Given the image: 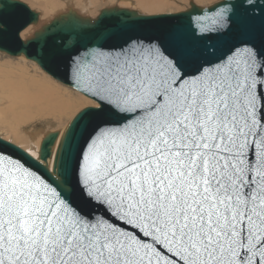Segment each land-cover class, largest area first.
Returning a JSON list of instances; mask_svg holds the SVG:
<instances>
[{
  "label": "snow or ice",
  "instance_id": "1",
  "mask_svg": "<svg viewBox=\"0 0 264 264\" xmlns=\"http://www.w3.org/2000/svg\"><path fill=\"white\" fill-rule=\"evenodd\" d=\"M113 38L34 57L94 106L50 163L0 150V264H264V0Z\"/></svg>",
  "mask_w": 264,
  "mask_h": 264
},
{
  "label": "water",
  "instance_id": "2",
  "mask_svg": "<svg viewBox=\"0 0 264 264\" xmlns=\"http://www.w3.org/2000/svg\"><path fill=\"white\" fill-rule=\"evenodd\" d=\"M15 2L16 0H3V4L7 6L4 18L9 30L3 37H0V54L10 58H24L34 63L47 76L89 100L90 98L73 86L68 79L62 59L55 62L46 61V69L37 62L34 58L35 55L42 48L55 47L66 43L75 42L86 44L89 47L103 45L105 43L103 37L110 33L114 37L109 41L110 43H119L123 37L128 35L134 37L158 35L164 30L177 25L189 26L192 18L203 15V9L208 7L197 6L189 1L188 8L182 12L147 16L131 9L110 6L100 10L95 18L88 17L68 7L65 11L57 12L51 20L45 22L40 20L41 13L31 10L19 0V6H13ZM30 27L34 29L33 32L26 35L22 40L20 34ZM93 37H99V39H93ZM52 72H55L56 75L53 76ZM57 133L60 134V131L45 132L38 147L37 156L42 148L45 153L49 148L51 149L52 157H49V163L55 157L63 135L62 133L59 139L60 135H57ZM53 138L55 139L53 140ZM0 140L5 141L1 138ZM14 146L10 142L0 143V150L12 152L17 158L25 157L27 152Z\"/></svg>",
  "mask_w": 264,
  "mask_h": 264
},
{
  "label": "rangeland",
  "instance_id": "3",
  "mask_svg": "<svg viewBox=\"0 0 264 264\" xmlns=\"http://www.w3.org/2000/svg\"><path fill=\"white\" fill-rule=\"evenodd\" d=\"M26 4L31 10L41 13V21L48 22L56 15L59 11H65L68 7L81 12L82 14L95 18L99 11L110 6H117L118 8H127L142 15L153 16L161 14H175L184 11L188 8L190 0H19ZM197 6H209L216 2V0H191ZM45 16V17H44ZM33 28L26 29L20 34V38H23L33 32ZM0 68L4 71L16 72L22 70L28 76L36 75L44 79L49 87V91L55 90L56 95L59 97L61 102L63 101L64 106L69 108L65 113L57 116H47V114L38 120H35L32 124L22 125L21 132L26 133L31 131L37 132L40 139L45 134V132L60 131V136L67 127L68 123L72 118L80 112L82 109L87 107H93V101L83 97L76 91L63 86L57 81L53 80L45 73H43L34 63L25 60L24 58H10L5 55L0 54ZM18 73V72H17ZM38 74V75H37ZM39 79V78H38ZM50 91V92H51ZM64 96V97H63ZM64 99V100H63ZM67 101V103H66ZM69 103V104H68ZM2 103L1 105H5ZM70 106V107H68ZM72 107V108H71ZM71 108V109H70ZM55 117V118H54ZM59 136V139H60ZM0 138L10 142L11 144L17 146L23 151L32 153L33 156L37 157L36 148L32 149L28 143L24 144L17 142L13 137L6 133L0 131ZM37 139H35V143Z\"/></svg>",
  "mask_w": 264,
  "mask_h": 264
},
{
  "label": "bare ground",
  "instance_id": "4",
  "mask_svg": "<svg viewBox=\"0 0 264 264\" xmlns=\"http://www.w3.org/2000/svg\"><path fill=\"white\" fill-rule=\"evenodd\" d=\"M4 70L0 68V131L10 134L17 142L28 143L32 149L36 148L37 152L41 141L38 133L34 130L31 133L36 134L29 132L24 134L21 132V126L32 124L46 114V117L61 115L69 108L64 106L65 103L61 102L60 96L56 95V89L49 91L44 79L36 75L28 76L22 70L16 72ZM2 103L6 104L3 106ZM27 153L33 156L32 153Z\"/></svg>",
  "mask_w": 264,
  "mask_h": 264
}]
</instances>
